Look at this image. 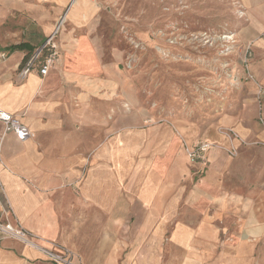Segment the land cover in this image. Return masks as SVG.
Instances as JSON below:
<instances>
[{"label":"crops","instance_id":"crops-1","mask_svg":"<svg viewBox=\"0 0 264 264\" xmlns=\"http://www.w3.org/2000/svg\"><path fill=\"white\" fill-rule=\"evenodd\" d=\"M238 1L247 15L238 40L251 44L250 71L264 83V0ZM66 3L0 0V22L25 14L32 30L31 39L0 41V109L32 132L24 141L3 137L0 213L33 236L32 244L0 239V264H53L43 250L63 249L81 264H264V166L236 169L218 147L223 136L181 122L190 146L211 145L206 165H192L171 127L155 125L140 105L124 108V81L109 79L98 42L73 21L85 8L64 11ZM64 12L71 27L60 31ZM57 28L55 65L45 76L35 68L21 78L25 57ZM18 44L26 49L9 50ZM111 88L122 93L112 102ZM246 121L238 112L219 124L254 139Z\"/></svg>","mask_w":264,"mask_h":264},{"label":"rangeland","instance_id":"rangeland-1","mask_svg":"<svg viewBox=\"0 0 264 264\" xmlns=\"http://www.w3.org/2000/svg\"><path fill=\"white\" fill-rule=\"evenodd\" d=\"M238 2L67 0L63 10L85 8L82 18L72 13L73 21L83 22L98 42L104 65H108L109 79L124 81L126 110L128 105H140L155 125L172 128L178 148L184 151L201 141L190 146L179 130L182 123L199 134L217 131L226 141L218 147L236 160V169H260L264 166V83L250 71L251 44L238 40L237 32L247 21ZM63 16L60 31L63 26L70 30L71 16H65V12ZM9 17L0 22V41L6 39L11 44L31 39L32 30L27 29L30 19L19 13ZM58 31L57 28L53 40L57 47L55 63L59 54L55 42ZM225 35L232 37L223 38ZM248 47L250 57L245 54ZM119 90L110 89V102L122 94ZM238 112L256 127L254 139L245 140L231 127L219 124L223 116ZM234 141L243 149H238ZM250 148H254L252 157L246 159L244 153ZM240 150L244 155L241 161ZM207 152L205 162L190 163L204 167ZM251 176L254 182L261 180L259 172ZM234 180L232 177L231 181Z\"/></svg>","mask_w":264,"mask_h":264},{"label":"built area","instance_id":"built-area-1","mask_svg":"<svg viewBox=\"0 0 264 264\" xmlns=\"http://www.w3.org/2000/svg\"><path fill=\"white\" fill-rule=\"evenodd\" d=\"M54 35L53 32L46 41L42 44V46L33 52L28 59L23 63L21 68L18 71V75L21 78H26L31 70L34 69L36 60L41 55V52L44 49H48L49 54L44 60V63L37 69L38 72L45 76L50 68L53 67L56 59H57V47L54 43ZM232 36L225 35L223 38L229 39ZM245 54L248 57L251 56L249 53V48L245 50ZM5 55L0 54V59H4ZM0 124L3 125V132L0 134V147L2 145L3 137L6 133H13L16 138L20 141H24L25 139L32 136V132L20 121V119L16 116H13L3 110L0 109ZM210 148V144L207 142H197L195 145L186 149V155L190 162L193 164L203 163L205 162L204 155ZM0 164H1V155H0ZM2 192V185L0 183V193ZM4 212V211H2ZM0 213V239L2 238H11L19 240L25 244H32L30 238L33 236L23 229L18 223L16 225L11 224L8 220H3L2 215ZM46 258L53 264H81L78 260H75L73 254L67 250L63 249L61 254L53 253L51 251L43 250Z\"/></svg>","mask_w":264,"mask_h":264},{"label":"trees","instance_id":"trees-1","mask_svg":"<svg viewBox=\"0 0 264 264\" xmlns=\"http://www.w3.org/2000/svg\"><path fill=\"white\" fill-rule=\"evenodd\" d=\"M23 49H26V45L24 44H18V45H12L9 47V50L10 51H15V50H23ZM32 54L29 53L26 57H25V61L28 59V57ZM49 54V51L48 49H44L42 52H41V55L39 56V58L36 60V63H35V66H34V69L35 68H39L43 63H44V60L45 58L47 57V55Z\"/></svg>","mask_w":264,"mask_h":264}]
</instances>
